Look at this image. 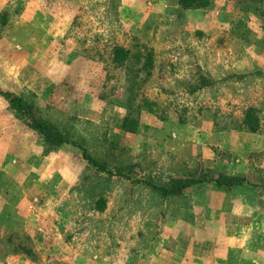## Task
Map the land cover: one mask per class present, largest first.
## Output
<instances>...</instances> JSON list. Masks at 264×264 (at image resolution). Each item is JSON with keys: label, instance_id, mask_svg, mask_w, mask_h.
I'll return each mask as SVG.
<instances>
[{"label": "rangeland", "instance_id": "1", "mask_svg": "<svg viewBox=\"0 0 264 264\" xmlns=\"http://www.w3.org/2000/svg\"><path fill=\"white\" fill-rule=\"evenodd\" d=\"M0 264H264V0H0Z\"/></svg>", "mask_w": 264, "mask_h": 264}, {"label": "trees", "instance_id": "2", "mask_svg": "<svg viewBox=\"0 0 264 264\" xmlns=\"http://www.w3.org/2000/svg\"><path fill=\"white\" fill-rule=\"evenodd\" d=\"M178 4L183 8H195V7H204L208 5L209 0H177ZM128 53L127 49L116 47L114 48V61H121L125 55ZM5 99L8 102L9 108H11L19 117L23 118L25 123L31 127L33 130L37 131L45 144V146L49 149H54L61 144L68 142L69 140L66 136L57 129L52 123L47 120L41 118L38 115V111L36 107L27 103L22 99L21 96L12 94L11 92H2ZM245 124L250 131H255L258 127V119L253 114V109L248 108L245 114ZM123 128L127 131L133 132L135 130L134 122L127 125L124 123ZM84 153V152H83ZM85 157L91 162L93 165L99 167V163L93 158L86 156ZM101 167V166H100ZM202 180L194 179V178H186V179H174L173 183L170 185L168 189L162 188L164 193L169 194H177L182 192L185 188L191 186L192 184L198 183ZM215 181L219 185H228L231 184L232 178L229 177H220L219 179H215Z\"/></svg>", "mask_w": 264, "mask_h": 264}]
</instances>
